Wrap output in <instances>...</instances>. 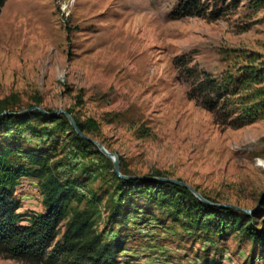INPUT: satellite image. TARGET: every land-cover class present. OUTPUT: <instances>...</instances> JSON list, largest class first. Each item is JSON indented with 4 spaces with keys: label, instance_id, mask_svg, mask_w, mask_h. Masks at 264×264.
Returning <instances> with one entry per match:
<instances>
[{
    "label": "rangeland",
    "instance_id": "rangeland-1",
    "mask_svg": "<svg viewBox=\"0 0 264 264\" xmlns=\"http://www.w3.org/2000/svg\"><path fill=\"white\" fill-rule=\"evenodd\" d=\"M206 1L219 19H174L177 0H5L0 11V113H32L0 129V150L14 163L45 150L57 177L77 181L94 204L96 231L117 245L119 264H264V246L243 232L227 226L221 237L168 200L120 187L112 162L59 113L86 125L122 175L178 180L213 203L257 212L264 226V116L223 129L186 97L174 65L184 56L219 79L246 53L264 60V0ZM14 195L22 223L43 211L38 180H19Z\"/></svg>",
    "mask_w": 264,
    "mask_h": 264
},
{
    "label": "trees",
    "instance_id": "trees-1",
    "mask_svg": "<svg viewBox=\"0 0 264 264\" xmlns=\"http://www.w3.org/2000/svg\"><path fill=\"white\" fill-rule=\"evenodd\" d=\"M4 3L5 0H0V11ZM221 16L222 10L209 9L206 0H177L171 12L174 19L202 17L215 21ZM244 58L247 62L244 66L236 71L227 70L219 79L191 66L184 56L174 60L187 86L186 97L211 113L214 122L223 129H240L264 116V60L253 53H246ZM40 113L42 117L47 115L49 121L57 120L53 113ZM29 114L31 111L0 116V129L11 121L19 123L31 117ZM74 121L86 136L88 127ZM77 138L93 145L80 136ZM23 154L25 161L14 163L8 159L9 151L0 150V257L22 264H119L114 251L117 245L104 243L97 233L94 204L78 193L79 183L59 179L45 150ZM23 178L38 180L43 207L42 212L30 215L26 223H22L23 216L17 213L19 202L14 195ZM118 182L126 191H143L168 200L189 222L221 237L229 226L233 231L243 232L254 245L264 246V226L258 227L254 221L257 212L248 215L209 206L186 188L166 182L119 178ZM175 192L178 197H174ZM82 203L84 208L80 207Z\"/></svg>",
    "mask_w": 264,
    "mask_h": 264
},
{
    "label": "water",
    "instance_id": "water-1",
    "mask_svg": "<svg viewBox=\"0 0 264 264\" xmlns=\"http://www.w3.org/2000/svg\"><path fill=\"white\" fill-rule=\"evenodd\" d=\"M34 110H38L42 113H45V111H43L42 109L39 108H33ZM29 110L23 111L21 113H9V112H3L2 114H0V116L2 115H23L25 113H28ZM60 114H63L64 116L67 117L73 131L80 136L81 138L85 139L86 141H88L89 143H92L94 146L97 147V149L100 151L101 154H103L105 157H107L113 165V169H114V173L117 175V177L119 179H123V180H130V179H148V180H156V181H161V182H166V183H170L173 185H177L180 187H184L187 190H189L198 200H200L201 202L205 203L206 205L209 206H213V207H218V208H225V209H233V210H237V211H241L243 213L246 214H251L253 212V210H245V209H241L239 207L236 206H232V205H223V204H214L209 202L208 200H206L201 194H199L196 190H194L193 188H191L190 186L186 185L183 182H180L178 180H174V179H167V178H156V177H130V176H124L120 173L119 171V162H118V158L115 154H112L110 152H108L100 143L86 137L84 134L81 133V131L78 129L74 119L72 118L71 115H69L67 112L65 111H59Z\"/></svg>",
    "mask_w": 264,
    "mask_h": 264
},
{
    "label": "bare ground",
    "instance_id": "bare-ground-1",
    "mask_svg": "<svg viewBox=\"0 0 264 264\" xmlns=\"http://www.w3.org/2000/svg\"><path fill=\"white\" fill-rule=\"evenodd\" d=\"M261 167L264 169V163H261Z\"/></svg>",
    "mask_w": 264,
    "mask_h": 264
}]
</instances>
